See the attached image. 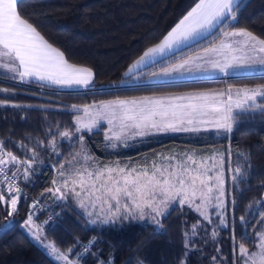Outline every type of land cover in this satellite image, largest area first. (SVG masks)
<instances>
[{"label":"trees","instance_id":"1","mask_svg":"<svg viewBox=\"0 0 264 264\" xmlns=\"http://www.w3.org/2000/svg\"><path fill=\"white\" fill-rule=\"evenodd\" d=\"M198 1L19 0L21 17L63 52L68 62L91 69L93 80L83 90H59L0 73V159L10 175L16 174L20 186L19 191H10L0 177V195L4 197L0 200V264H58L23 229L29 215L47 240L79 264H214V255L220 264H238L239 245L255 248L264 220V111L253 110L250 105L248 111L233 113L231 132L149 134L132 139L126 146H112L104 138V125L77 131L75 124L86 106L104 101L220 84L217 80L162 84L142 80L215 42L225 30L245 29L264 39V0H240L241 7L234 9L235 20L229 17L210 35L126 74L129 65L161 41ZM227 83L264 85V75L229 79ZM255 103L264 104V98ZM64 131L71 132L72 137L63 139ZM217 142L229 143L234 160L243 162L245 171L228 193V226L214 240L217 242L210 240L214 248L198 245L196 237L188 241L189 228L201 219L186 205L170 207L158 219L162 229L155 222L132 219L91 224L71 197L59 199L53 192L44 191L54 190L57 169L81 148L100 167L129 157L145 165L160 151L170 153L187 146L204 148L199 152L203 155ZM12 197L17 199L16 211Z\"/></svg>","mask_w":264,"mask_h":264},{"label":"snow or ice","instance_id":"2","mask_svg":"<svg viewBox=\"0 0 264 264\" xmlns=\"http://www.w3.org/2000/svg\"><path fill=\"white\" fill-rule=\"evenodd\" d=\"M18 2L19 0H0V46L7 50L4 55L11 57V62L4 64L3 67L7 68L9 71H19L18 68L14 67L15 62L18 61L19 68L23 69V71H19L21 79L25 76H31L37 78L39 81H49L51 84L55 85L90 86L92 77L91 69L69 63L65 59L63 52L53 47L47 40L44 39V37L36 30L35 27H33L31 23L21 17L17 9ZM240 7L241 4L238 3V0H199V3H197L195 7H193L187 15L184 16L179 24H177L176 27L168 33L164 40L154 47L149 48L143 56L140 57V60L137 61V63L144 61L146 57L150 56V54L157 52L163 53L166 48L170 49L174 44L195 39L201 31L212 29L217 25L222 24L229 17H231L232 20H235L237 17L234 9ZM238 35L247 38V40L243 42V46L250 47L252 52L258 51L260 53H264V39H258L253 36L251 32L245 29H240L238 32H222L223 37ZM257 45H259L258 48ZM222 50L232 51L233 48L231 44L222 43L219 49L213 45L211 48L203 49V52L207 54L209 52ZM199 58V55L195 58L189 57L182 63L172 65L170 68H163L162 72L155 73L154 75H163L165 77L170 76L172 72L179 71V69L183 68L186 64H189L193 59ZM257 66L264 68V56H261L259 59H256L255 57L226 56L223 63L220 61L213 62V67L219 68V70L225 74H227L229 70H253ZM188 71H191V69H188ZM180 74L183 75V73ZM236 91L238 98L235 101H233L231 96V89L228 90L226 101L211 99L209 95V93H215L216 95L223 96V90H220L219 92H217V90H209V92L205 93L186 94L190 99H195L199 101V103H190L184 106L173 107L190 109V113H182V115L190 114L193 117L197 115H206L207 112L205 110L210 109L214 114L213 119L208 121H194V119H189L187 123H210L216 129H223L226 132H231L235 122V116L233 115V103L235 104V108L244 112L249 110L245 107V105H248V102L252 101L253 103L251 105V109L264 111V104L255 103L258 94L264 98V85H257L255 88L245 86L243 88H238ZM240 93L244 94L242 99L239 98ZM139 101L152 102L154 104V109L155 107H162L158 102L153 101L152 97H133L131 100H116L108 103L135 105ZM154 109L149 110L150 116H168L167 110L157 112ZM140 111L143 113L145 109L141 108ZM125 116L127 119H133V117L128 116L127 113H125ZM172 116L175 118L177 113L173 111ZM183 123L184 120L180 119L179 124L182 125ZM84 127H89V125H84ZM134 127L138 129L151 127L156 129L158 132L189 130L187 128L178 127L176 119H162L157 122L155 120H149L147 116L143 118V122L136 123ZM77 131H79V128ZM137 134L144 135V132L141 130ZM62 135L67 137L69 133L65 132L62 133ZM158 155L163 156V154ZM8 156L11 160H16V157L12 156L11 153H8ZM188 159L191 160L192 157L189 156ZM2 163H4V161L0 159V164ZM173 167L175 166L169 165L168 167L161 166L157 168L156 165L153 164L151 174H149L148 170L131 168L130 166L127 167V170L125 168H108L107 177L104 176L103 169H99L95 173L88 172L87 177L89 178L88 184H90V187L87 188V191L89 195L91 196L95 192L99 191L101 195L97 196L96 200L101 201V203L109 204L110 209L113 207L111 201H115L114 207L116 211H110L109 214L106 215L100 222L106 224L110 221L115 222L117 219L121 218L123 220H144L146 216H150L151 220L155 222L156 227L162 229L164 226L160 220L157 219V217H164L167 214L169 205L177 197H180V204L191 202L189 197V188L191 189V195L195 196L197 191V180H199L201 186L199 190L202 201V204L196 205L197 211H200L202 205H206L211 202L212 197L210 194L213 189L208 186V182L212 180L213 177L209 175V172L211 171L210 169H205L197 176L187 177L189 183L186 187L185 177L190 171L189 167L185 164L180 167L178 171H170V168ZM235 171L240 173L239 168ZM113 172H117L119 179L112 175ZM15 175L16 174L13 173V176ZM60 175L61 177L63 176V171L60 172ZM233 179H235V177H233ZM215 181L220 196H223V181L219 174L215 176ZM77 182L80 183L81 189L85 190V178L81 176L79 181L73 180V185ZM56 183L57 181L53 180V184ZM67 183L68 182L65 181L64 186H67ZM97 183H99V188H97ZM204 189H206V191H204ZM44 191L52 192L53 189L45 188ZM55 191L61 192V189L56 188ZM72 191L74 192L75 189L73 188ZM75 195L79 196L80 194L75 193ZM220 196L216 197L217 201L220 200ZM59 198L66 199L67 194L61 192ZM122 198H127L128 203L122 204ZM2 199H4V197L0 195V200ZM10 202L13 211H16V197H12ZM92 203L95 204V201H92ZM81 206H84L83 201H81ZM121 208L124 209L123 213H121ZM145 208L150 209V211L146 213ZM9 215H11V213H9ZM89 215H91V213H89ZM201 215L205 214L201 212ZM205 219H207L206 215ZM241 219L243 220L244 218L241 217ZM31 221L32 216L29 215L25 226H27V224ZM91 223H96V221L92 220ZM262 223H264V221H262ZM221 224H224L223 219H221ZM193 227H195V225ZM215 235V232H213V236ZM260 236L262 237V248H264V231L260 233ZM36 238L39 239L40 237L37 235ZM239 248L242 253H246L248 251L243 244L239 245ZM52 251L56 255L57 259H64L67 261V256L64 255V253L59 252L58 249L53 247ZM68 264H71V262L68 261ZM140 264H143V262L141 261ZM251 264H264V251L260 254L258 261L255 257H253L251 259Z\"/></svg>","mask_w":264,"mask_h":264},{"label":"rangeland","instance_id":"3","mask_svg":"<svg viewBox=\"0 0 264 264\" xmlns=\"http://www.w3.org/2000/svg\"><path fill=\"white\" fill-rule=\"evenodd\" d=\"M6 51L2 50L0 48V67L3 66L4 64H8L11 62V57L4 55ZM218 51L216 52H209L205 54L204 52L201 53H195L194 55L190 57H197L199 55V59H193L189 64H186L183 68L179 69L177 72H172L170 76H163V75H154L155 73H151L148 75L147 78H144L143 80L146 81L145 84H158L154 83V81H159V80H164V79H178V78H207V79H202V80H217L220 81L221 83H226L229 79H235L238 77H233L232 74L230 75H225L224 72H221L219 68H214L213 67V62L215 61H220L221 63L224 62V55H216ZM244 57H252L251 51H248L244 54ZM261 56L258 55V59ZM187 60V59H185ZM184 61V60H183ZM182 61V62H183ZM181 62V63H182ZM180 64V63H179ZM16 62H15V66ZM170 68V67H169ZM19 69V68H18ZM188 69H191V71H188ZM8 70V69H7ZM20 71V69H19ZM19 71H11L14 73H7L4 71L0 70V73L4 74H10L11 76H15L16 78H20L19 76ZM159 71V70H158ZM157 73L162 72L159 71ZM180 73H183L181 75ZM228 74V73H227ZM210 76V77H209ZM193 79V80H195ZM227 79V80H225ZM24 80H29V79H24ZM199 80V79H196ZM201 80V79H200ZM160 83V82H159ZM230 86L232 87H237L239 85L236 84H231ZM249 88H255L256 86L253 85H245ZM214 88H220L225 92V89L222 88V86H214ZM212 88V89H214ZM204 90V89H203ZM200 91V90H199ZM202 91V90H201ZM218 91V90H217ZM197 93H202V92H197ZM196 93V94H197ZM243 93H241V99L243 98ZM228 93H225L223 96H216V100L220 101H226L227 100ZM233 101H235L236 97H234V94H231ZM257 97L260 99L262 98L259 94ZM256 97V98H257ZM185 101L187 100V105L190 103H199V101L195 99H184ZM115 101V100H113ZM108 101L102 102V104H97L96 106L91 105V106H86L82 114L77 115L75 118V123L80 127V128H85L86 130H94L97 129L101 124H105V130H104V138L112 145V146H118L119 143H121L123 146H126L128 142H130L132 139L137 138L136 136L138 135L137 133L139 131L146 132L145 128L139 129L134 127L136 123L143 122V120L140 119H131V122H129L128 125H125L124 123V118L125 113H127L128 116L133 117L132 112H134L132 109L137 107L138 105H128L125 106L124 108H121V105L119 104H109L107 103ZM252 101L248 102V105H245L246 108H249L250 105H252ZM142 107L148 112V110H153L154 109V104L152 102H143L141 103ZM160 106L162 107H155V111L159 112L162 110H166L165 104H161ZM131 108V109H128ZM233 108H235V104L233 103ZM207 113H212L210 109H206ZM205 110V111H206ZM236 111H241L240 109H235ZM142 113V112H141ZM190 113V112H189ZM145 114V111L142 113ZM210 116V117H209ZM214 115H204V118H208V120H211ZM152 116L148 117L151 118ZM159 120H173L171 116H166V117H161L158 116ZM175 119V118H174ZM151 120V119H149ZM177 120V119H176ZM189 119L187 118L184 123L181 125L179 124V121L177 120V125L178 127H183L189 129L188 131H196V130H204L208 129V125L206 123H199V122H194L193 124H188L187 121ZM195 121H202V120H195ZM95 122V123H93ZM84 125H89V127H84ZM210 129H216L212 125H209ZM196 129V130H193ZM218 130V129H217ZM223 129H219L217 133L219 132H225L222 131ZM148 131V130H147ZM69 133L67 137L62 135L63 139H70L72 137L71 132L64 131L63 133ZM174 132V131H173ZM221 134V133H220ZM83 147V146H82ZM204 148H197V147H183V148H176L173 149L170 153L169 152H158V154H163L161 155H156V158L151 161L149 164L145 165H140L137 162H133L131 157L127 158L124 162H119L116 160L115 162L111 164H106L105 166H100L99 163L94 161L93 157L90 155H87L83 148L79 150L75 157L72 158L70 161H68L66 164L62 165L60 168L57 169L56 171V178L55 180L57 181L56 184H54V190L53 196L55 198H59L62 193H66L67 197H71L73 200L76 202V206L78 207L79 211H81L89 220L91 223L92 220H95L96 223H91V224H105L101 223L100 221L109 214V212H115L116 209L114 207L115 201H111V204L113 207L111 209L109 208V204L107 203H101V201L96 200V197L101 195L99 191L95 192L93 195H89L87 188L90 187V184H88V177L87 173L92 172L95 173L99 169H103V174L105 177L108 175V168L112 169H117V168H125L127 170V167L131 168H136V169H142V170H148L149 174H151V170L153 169V164L156 165L157 168L164 166L168 167L169 165H173L175 167L170 168V171H178L180 167L184 166L185 164L189 167L190 171L185 177L186 179V187L189 183L188 178L190 176H197L199 175L200 172H203L205 169H210L211 171L209 172V175L213 177L212 180L208 182V186L212 187L213 191L210 194L212 199L211 202L202 205L200 211H197L196 205L202 204L201 201V193H200V183L199 180L196 182V187L197 191L195 196L191 195V189L189 188V197L191 202H186L184 204H180L179 200L180 197H177L168 207V209L172 206L175 205H186L190 207L194 212H196L199 217L200 221L193 224L188 232H187V239L188 241L191 240L192 238L196 237L197 239V244L198 245H203L206 244V247H212V243H210V240L214 242L216 239H218V236L223 235V230L227 228L228 226V219H229V211H228V193H230L231 189H233V186L235 183L239 180L242 174H244L245 171V166L243 162H238L237 160L235 161L232 153H231V148L229 143H216L210 148H207L206 151H209L208 153H205L201 155L199 152L203 151ZM191 156L192 159L189 160L188 157ZM171 158V159H168ZM239 168L240 173H237L235 170ZM86 170V171H85ZM63 171V176L61 177L60 172ZM220 175L223 181L222 188L224 195L220 196L219 191L217 190L216 187V181H215V176ZM112 175L119 179V176L117 172H113ZM83 176L86 181V186L85 190L81 189V185L79 182H77L75 185H73V180L79 181V178ZM235 177V179H233ZM94 179V177H93ZM65 181H67V186H64ZM60 188L61 192H56L55 189ZM75 189L73 192L72 189ZM97 188H99V183H97ZM206 191V189H204ZM75 193H79V196H76ZM220 196V200L217 201L216 197ZM162 198V197H160ZM60 199V198H59ZM81 201H83V207L81 206ZM92 201H95V204L92 203ZM222 202V206H221ZM121 203H128L127 198H122ZM167 209V210H168ZM150 209L145 208V212H149ZM124 212V209L121 208V213ZM201 212H203L206 216L207 219H205V215H201ZM91 213V215H89ZM231 214V213H230ZM161 217H157L159 219ZM122 219V218H121ZM221 219L224 220V224H221ZM264 219V218H263ZM139 221H152L150 216H146L144 220L140 219H135ZM26 221L22 224L23 229L28 233L30 238L38 245L40 246L55 262L58 264H68V261L71 262V264H79V262L76 259L70 258L66 253L62 252L59 250V252L64 253V255L67 256V261L64 259H57L56 255L53 253L52 248H56L53 243H51L49 240H47L43 234V229L37 225L34 221H31L26 225ZM264 221V220H263ZM154 222V221H152ZM195 225V227H193ZM264 225V223H263ZM213 232H215V236H213ZM35 233V235H34ZM222 233V234H221ZM258 234V232H257ZM39 236L40 238L37 239L36 236ZM199 240V241H198ZM209 240V241H208ZM262 241V239H261ZM259 243V248L255 252H253V249L247 254L246 256L244 255L245 253H241V255L245 256V259L243 260V264H251V259L255 257L257 261L259 260L260 254L262 251H264V248H262V243ZM205 242V243H204ZM256 245V243H255ZM205 247V248H206ZM245 247V246H244ZM204 248V249H205ZM246 248V247H245ZM57 249V248H56ZM240 249V248H239ZM247 249V248H246ZM84 250V249H83ZM262 250V251H259ZM208 251L209 248H208ZM247 253V252H246Z\"/></svg>","mask_w":264,"mask_h":264},{"label":"crops","instance_id":"4","mask_svg":"<svg viewBox=\"0 0 264 264\" xmlns=\"http://www.w3.org/2000/svg\"><path fill=\"white\" fill-rule=\"evenodd\" d=\"M240 0H238L239 2ZM199 3V1L197 2ZM196 3V4H197ZM195 4V5H196ZM195 5L193 7H195ZM192 7V8H193ZM191 8V9H192ZM190 9V10H191ZM189 10V11H190ZM188 11V12H189ZM187 12V13H188ZM187 13L185 15H187ZM184 15V16H185ZM184 16L173 26V28L169 31L171 32L177 24H179V22L184 18ZM220 25V24H219ZM219 25H217L216 27L212 28V29H209V30H204V31H201V33L199 35H197L195 37V39H190L186 42H181V43H178V44H174L172 46V48L170 49H165V51L163 53H160V52H157V53H153V54H150L149 57H146L144 61H141L140 63H137V61L140 60V57L143 56V54L151 47H154L155 45L161 43L164 38L168 35V33L161 39V41H159L158 43H156L155 45L147 48L138 58H136L130 65L129 67L126 69V74H132V73H135L157 61H160L182 49H184L185 47L199 41L200 39L210 35ZM240 29H230V30H225L227 32H233V31H239ZM254 36V35H253ZM256 37V36H255ZM259 39V38H258ZM247 38L244 37V36H229V37H223L222 34L220 36V38L218 40H216L215 42L199 49V50H196L192 53H189L173 62H171L170 64H168L167 66L163 67V68H169L171 67L172 65H175V64H179L181 63L183 60L185 59H188L190 56L194 55L195 53H201L203 52V49L205 48H211L213 45H215L218 49L220 48V45L223 43V44H231L232 45V48L233 50L232 51H227V50H222V51H218V53L216 55H224L225 57H231V56H236V57H244V54L248 51H251L250 50V47H246V46H243V42L246 41ZM54 47V46H53ZM259 47V45H257V48ZM0 48L4 51H7L5 49L2 48V46H0ZM251 54H252V57H255L256 59H258V55L260 56H264V53H260V52H252L251 51ZM225 60V58H224ZM70 63V62H69ZM72 64V63H71ZM15 66V65H14ZM16 66L19 68V62L16 61ZM77 66H80V65H77ZM81 67H84V66H81ZM87 68V67H86ZM163 68H160L159 71H161ZM20 71H23L22 68H19ZM0 70L1 71H4V72H7V73H14V72H11L9 70H7V68L1 66L0 67ZM158 70L152 72V73H157ZM158 71V72H159ZM228 74H225V75H230L232 74L233 77H238V78H244V77H252V76H255V75H264V68H261L260 66H257L255 69L253 70H236V71H232V70H229L227 72ZM148 77V76H147ZM146 77V78H147ZM210 77V76H209ZM29 79L27 81H35V82H38V83H41V84H45V85H49L51 87H55L56 89H59V90H73V91H77V90H83V89H86L88 87H85L83 85H72V86H67V85H55V84H51L49 81H39L37 78L35 77H31V76H25L23 79L21 78H17L18 80H23V81H26L24 79ZM195 78H178V79H164V80H159V81H154V83H158V84H162V83H185V82H203V81H209V80H202V79H207V78H196V79H199V80H193ZM201 79V80H200ZM93 80V72H92V77H91V82ZM143 83H146L145 80H142ZM160 82V83H159ZM222 86L223 89H225V93H228V90L231 89V94L233 93L234 94V97H236L235 99L238 98L237 96V89L238 88H243L245 87V85H239L238 88L237 87H232L230 86L228 83H220L218 85H207V86H204V87H200V88H190V89H187V90H183V91H174V92H166V93H163V94H158V95H153V96H146V97H152L153 98V101L155 102H158L159 105L161 104H165L166 107L165 109L168 111V115L171 116L173 119L174 117L172 116V112L175 111L177 113V116L175 117V119H177L178 121L180 119L182 120H186L187 118L188 119H194L195 120H202V121H208V118H204V115H197L195 117H193L192 115L190 114H183L182 113H189L191 112L190 109H185V108H182V107H173V106H184V105H187V100L185 101L184 99H190L186 94H196L197 92H202V93H205V92H209V90H218L217 92H219L220 88H214V86ZM254 86H257V85H254ZM214 88V89H212ZM204 89V90H203ZM200 90V91H199ZM202 90V91H201ZM210 95V98L211 99H218L216 98V96L219 97V95H216L215 93H209ZM183 97V98H181ZM239 98H241V93L239 94ZM259 98L257 97L256 98V101L258 100ZM123 100H131V99H123ZM116 101V100H115ZM255 101V102H256ZM110 102V101H108ZM107 102V103H108ZM143 102H148V101H139L137 102V107H135L134 109H132L134 112H132L133 114V119H140V120H143V118L145 116L147 117H150L149 115V110L148 112H146L145 110V114H142L140 109L143 108L141 103ZM149 103V102H148ZM98 104H102L101 103H98ZM97 104H95L94 106H96ZM130 104H125V105H121V108H124L125 106H128ZM91 106V105H90ZM128 109H131V108H128ZM236 108H233V113L235 112H239V111H236L235 110ZM85 110V109H84ZM83 110V111H84ZM151 110V109H150ZM207 112V110H206ZM83 113V112H82ZM81 113V114H82ZM80 115V114H79ZM207 115H214L213 113H207ZM158 116L160 115H156V116H152L151 120H155L157 122L161 121L159 120ZM77 117V116H76ZM210 117V116H209ZM213 119V118H212ZM124 123L125 125H128L129 122H131V119H127L126 117L124 118ZM129 121V122H128ZM76 124V123H75ZM208 125V129H204V130H196V131H167V132H158L156 131V129L154 128H151V127H147L145 128L146 132H144V135H149V134H159V133H186V132H198V131H218L217 129H210V126L209 125H212L210 123H206ZM101 125H104L105 124H101ZM77 128H79V130H85V131H90V130H86L85 128H80L77 124H76ZM106 127V126H105ZM106 129V128H105ZM95 130V129H94ZM139 130V129H138ZM148 130V131H147ZM144 135H137L136 137H140V136H144ZM264 231V225L263 223H261L260 225V228L258 229V234H257V240H256V245H255V248L253 249V252L257 251L258 250V246H259V243L262 239V237L260 236V233ZM248 250V249H247ZM251 250H248L247 253H245L244 255L246 256L247 254H249ZM259 251H262V250H259ZM240 249L238 248L237 250V257H238V264H243V260L245 259V256L241 255L240 253ZM216 253V252H214ZM215 259V255L213 257H211V260L214 262V264H220L219 260H214Z\"/></svg>","mask_w":264,"mask_h":264},{"label":"built area","instance_id":"5","mask_svg":"<svg viewBox=\"0 0 264 264\" xmlns=\"http://www.w3.org/2000/svg\"><path fill=\"white\" fill-rule=\"evenodd\" d=\"M225 80H227V79H225ZM226 83H227V81H226ZM0 177L7 184L10 191H19L20 190V186L18 184L17 179L7 172V169H6V166L4 165V163L0 164ZM87 248H88V245L84 244L83 249L86 250Z\"/></svg>","mask_w":264,"mask_h":264}]
</instances>
